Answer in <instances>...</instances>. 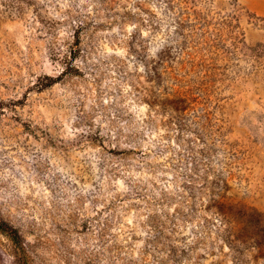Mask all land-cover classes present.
<instances>
[{
    "label": "rangeland",
    "instance_id": "obj_1",
    "mask_svg": "<svg viewBox=\"0 0 264 264\" xmlns=\"http://www.w3.org/2000/svg\"><path fill=\"white\" fill-rule=\"evenodd\" d=\"M0 104L30 264H264V0H0Z\"/></svg>",
    "mask_w": 264,
    "mask_h": 264
},
{
    "label": "trees",
    "instance_id": "obj_2",
    "mask_svg": "<svg viewBox=\"0 0 264 264\" xmlns=\"http://www.w3.org/2000/svg\"><path fill=\"white\" fill-rule=\"evenodd\" d=\"M79 28H82V26L79 25L76 32H78ZM75 37H76V40L73 43V45L70 47L69 54L65 55V60L68 62L67 67L63 69L61 74H66L70 72L75 73V72L80 71L79 66H75L73 63V60L76 59V57L82 52L80 49L81 40H80L79 34H77ZM50 78L53 80L52 77ZM188 93H190L189 90L182 91L181 94H183V96L179 94V96L176 99L166 104L167 107L171 109L172 111H175L176 113H181L186 107V105L189 103V100L191 99V97L187 96ZM2 110L3 108L0 104V112ZM218 213L222 214L223 210L219 208ZM0 231L3 234L7 235L12 240L14 244L15 254H16L18 263L19 264H30L28 253H27L25 244L22 240V236L19 233V231L13 226H11L10 224H7L5 222L0 223Z\"/></svg>",
    "mask_w": 264,
    "mask_h": 264
}]
</instances>
